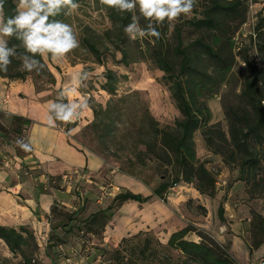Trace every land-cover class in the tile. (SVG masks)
Masks as SVG:
<instances>
[{
	"label": "trees",
	"instance_id": "1",
	"mask_svg": "<svg viewBox=\"0 0 264 264\" xmlns=\"http://www.w3.org/2000/svg\"><path fill=\"white\" fill-rule=\"evenodd\" d=\"M76 2L81 8L87 6L99 12L108 27L98 32L87 23L79 26L69 14H64L67 9L50 18L72 25L78 36L80 47L67 56L83 60L89 58L92 64L103 67L105 83L101 90L110 97H115L116 76L105 68L104 58L108 54L113 60L114 53L119 54L118 63L124 67L143 63L160 72L161 82L173 101L178 117L172 124H160L151 116L147 102L135 101L136 110H132L131 118L127 123L124 121L125 127L117 132L116 120L123 116L121 110L126 109L123 97L117 98L118 101L108 100L104 107H90L93 120L89 127L93 132H103L100 140L105 146L108 143L111 145V156L115 160L126 157V164L130 167L144 169L151 164L159 173L160 182L147 197L124 190L114 196L108 207L90 212L83 219L80 218L84 211L82 207L67 211L54 205L47 219L50 232L59 230L64 231L63 234L74 232L102 237L113 212L119 207L133 202L145 204L152 197L164 202V195L179 183L190 185L199 195L213 199L216 174L197 157V136L210 154L220 157L230 171H237L235 182L245 183L250 196L258 194L264 200V7L256 13L251 33L237 48L234 39L248 15V5L244 0H197L191 14L185 15V18L180 16V24H172L168 20L154 22L161 33L159 40L155 37L132 40L125 34L124 27L131 22L133 14L139 16L142 26L149 22L140 16L138 6L132 13L109 8L101 0ZM4 15L6 19L15 15L14 0H6ZM12 45H17L18 55L25 52L21 42L15 38L9 39V46ZM254 56L262 69L253 62ZM36 59L42 64L39 73L25 71L21 60L13 58L8 71L0 72V79L8 83L33 79L35 90H39L36 82H41L44 85L41 90L52 91L55 79L45 62V59L50 62L52 57L45 54L37 55ZM239 61L248 72L242 77L235 95L237 103L223 106L224 131L220 123H210L211 112L207 101L225 86L227 77L232 75ZM10 119L8 127L0 123V139L13 145L15 157L22 160L30 156L32 150L22 151L15 141L20 137L26 140V131L32 122L14 115H10ZM117 173L128 174L124 169H117ZM258 188L262 190L259 193L256 192ZM217 214L223 219L221 205ZM191 233L198 237V242L186 240ZM249 234L251 255L264 244V213H252ZM0 241L13 256L21 258L22 264H39L30 258L37 245L26 228L0 226ZM102 252L108 254L109 264H238L227 246L190 225L173 232L166 243L150 230L139 231L120 239L110 251L103 248Z\"/></svg>",
	"mask_w": 264,
	"mask_h": 264
},
{
	"label": "rangeland",
	"instance_id": "2",
	"mask_svg": "<svg viewBox=\"0 0 264 264\" xmlns=\"http://www.w3.org/2000/svg\"><path fill=\"white\" fill-rule=\"evenodd\" d=\"M244 1L248 5V15L246 23L235 36L234 40L237 44L235 47L237 48L241 45L242 40L251 33L255 15L264 7V0ZM69 16L79 26L87 23L98 32H102L104 28L108 27L102 15L87 6L71 11ZM186 16L184 15V18ZM180 22L179 17L177 20L172 21V24H180ZM110 55L108 54L104 58V65L107 70L116 76L115 97H110L101 90V86L105 83V69L92 64L89 58H86V60L81 58L75 59V56L70 55L62 59H52L50 62L45 59V62L49 69L53 68L55 72L59 71V74H67L68 72L67 77L70 80L74 74L73 72H75V70L72 71L71 69L73 63L76 64L77 73L87 72L90 74L89 78L84 81V85L79 89L81 93H88L89 107H96L98 105L104 107L108 100L118 101L117 98L123 97L121 99L122 101H126L124 107L126 109L121 110L123 116L118 117L116 120L117 132H120L125 127L128 118H131L130 114L132 110H136L137 103L135 101L147 102L151 116L160 124H172L173 120L178 117V113L174 108L173 101L169 97L166 87L161 82L162 74L143 63H135L124 67L118 63L120 61L119 54L114 53V60ZM253 62L258 65L259 69H262L261 64L256 58ZM247 72L246 66L240 63V61L237 62L232 75L227 77L225 86L221 87L220 92L213 99L207 101V106L211 112L210 123H220L224 131L226 130V122L223 116V106L237 103L235 95L238 93L242 77ZM32 82L33 79L28 80V83L33 85ZM36 84L39 90L44 87L41 82H36ZM135 93L138 94L136 95ZM50 96L54 97L53 94ZM68 99L77 100L79 97L73 96L68 97ZM3 101V91L0 89V106H2ZM26 101V97L21 98L23 107L27 105ZM141 104L143 105V103ZM127 108H129V111ZM2 109L0 107V123L8 127L11 122L10 114L2 111ZM23 111L27 113L28 110L25 107ZM40 116L35 117L38 118L37 124L47 125L44 117ZM124 121L126 122L124 123ZM36 122L33 121L32 125L36 124ZM63 124L62 122V127L66 130V126ZM89 124L81 129L76 140L72 137V133L68 134L64 130L57 134L58 136L46 135V131L45 136L41 134L42 132L38 134L31 132L32 143L41 152L53 150L51 146L55 139H57L56 143H58L54 158L59 160V162L53 161L52 165L40 162V165L35 170L20 167L13 172L15 164L13 159V156H15L14 146L8 145L0 139V193L4 192L6 195L10 193V190L8 191L9 188L7 189V187L2 186L3 182H18L22 186L24 193L32 195L33 201L31 204L33 207H36L35 205L38 203L43 206L44 201H50L51 195L48 193L50 191H58L59 194L67 192L69 194H66V196H72V202L75 204V206L65 208L67 211H74L73 207L76 209L82 207L83 209L86 203L89 204L86 207V212L83 209L84 211L80 215L81 219L88 216L87 213L89 212H95L108 207L114 196L124 190L141 195L142 197L150 196L152 190L160 182L159 173L154 169V166L147 164L148 167L144 169L137 166L130 167L126 164V157L124 156L123 159L115 160L111 156V145L107 142L108 144L105 146V143L100 140L103 132L101 130L93 132L94 130L92 131ZM67 139L69 140L68 147H71L70 143H72L79 150L78 156L71 155L62 150L64 141ZM195 144L197 157L206 163L207 169L216 174V193L213 199L199 195L190 185L179 183L164 195V202L152 197L145 204L133 202L119 207L113 212V216L106 226L102 237H89L74 232L63 234L64 231L60 232L59 230L51 233L50 225H48L47 230L44 227L39 231L29 230L37 245L36 252L31 254L30 258L39 264H69V262L71 264H109L108 254L102 252L103 248L110 251L124 237L131 236L139 231L150 230L161 242L166 243L173 232L184 228L186 225H190L199 232L210 236L219 244L227 246L229 253L236 259L238 264H258L261 259H264V244L256 251H253L251 255L249 254V227L252 213L260 215L264 213V200L258 194L250 196L248 194L249 188L245 183L235 182V179L238 177L237 171H230L223 164L220 157L210 154L198 136L196 137ZM84 152L86 155L92 153L99 156L105 164V171H103V182L105 183H100L96 178L89 177L90 180H96L98 184H101L96 185L98 186L97 188L103 187L99 193L93 194L92 192L89 196L90 199H87V193H85V187L83 186L86 178L81 180L79 179L81 176L78 177L77 174H72V171H67L69 168L72 169V167L84 165L82 154ZM90 165L96 166L94 160ZM117 169H124L128 174L117 173ZM113 170L116 171L115 178L113 177L115 184L123 188L117 185H115L118 187L117 189L107 186L109 181L105 179L107 177V175L105 176V172ZM61 171L65 172V174L56 178L52 177L57 176ZM75 171L77 172V169ZM78 173H80L79 170ZM42 174H47V176ZM68 174H70L71 180L65 181L64 176H68ZM42 176L43 178L40 180ZM4 177L7 178L6 181ZM96 186L92 188L95 189ZM92 188L90 187V189ZM261 191L260 188L256 190L258 193ZM14 195L11 197L14 198ZM79 195L81 197H78ZM95 202H98L97 205ZM55 203L56 201L53 200L51 207L54 205H58L60 209L63 207ZM220 205L223 207V219L217 214ZM57 210L59 211V209ZM49 237H51L50 240ZM186 240L199 241L194 233L189 234ZM52 246L53 248H51ZM0 264H22L21 258L17 255L13 256L1 241Z\"/></svg>",
	"mask_w": 264,
	"mask_h": 264
},
{
	"label": "clouds",
	"instance_id": "3",
	"mask_svg": "<svg viewBox=\"0 0 264 264\" xmlns=\"http://www.w3.org/2000/svg\"><path fill=\"white\" fill-rule=\"evenodd\" d=\"M15 15L5 18L6 0H0V72H7L13 58L21 60V67L27 72L39 73L42 64L37 55L50 54L52 59H62L80 47V41L72 25L61 20L50 19L78 9L76 0H14ZM101 3L120 12L134 13L139 9L140 16L149 21L146 26L140 24L139 16L133 14L131 22L124 27V32L132 40L155 37L161 33L155 23L165 20L174 21L181 15H189L197 0H101ZM155 22V23H154ZM15 38L25 49L18 55L17 45L9 46V39ZM154 43L155 41H150ZM89 73L74 75L63 86L60 97L49 101L47 124L56 127L57 121L65 124L74 123L86 111L90 110L88 98L79 89L89 78ZM78 96L79 99H65ZM75 129H70L69 134ZM16 145L25 152L32 150L31 144L23 137L17 138ZM71 264V262H69Z\"/></svg>",
	"mask_w": 264,
	"mask_h": 264
},
{
	"label": "crops",
	"instance_id": "4",
	"mask_svg": "<svg viewBox=\"0 0 264 264\" xmlns=\"http://www.w3.org/2000/svg\"><path fill=\"white\" fill-rule=\"evenodd\" d=\"M73 67V68H72ZM76 66H71L73 72V76L77 74L78 71H76ZM54 79H55V84L52 86V91H47V90H35L33 85L31 83L26 82H14V83H8L4 79H0V89L3 91V99L4 101L2 102V111L7 112L10 115L14 116H19V117H25L26 119L30 120L31 122H36L38 118L35 117H44V119L47 121V115H48V103L49 101L55 100L57 97L60 96L61 91L63 90V86L66 82L70 81V78L68 79V72L67 74H59L58 72H55V69L50 68ZM72 76V77H73ZM65 78H67L65 80ZM31 84V85H30ZM59 93H58V92ZM53 92V93H52ZM55 92V93H54ZM51 94H54L53 96H50ZM57 95V96H56ZM49 96V97H48ZM26 97L27 99V105L25 107L27 108V113L24 111L22 112L23 105L21 102V98L23 99ZM67 102L68 98L65 99ZM31 103V104H30ZM30 110V111H29ZM34 115V116H33ZM82 120L76 124V125H71L67 126L64 130L62 127V122L57 121V126L56 127H50L48 124L43 125V124H31L30 127L26 131V140L31 144L32 148V153L30 156L20 160L13 156L14 159V171L18 168L26 167L28 170H35L38 168L40 165V162L47 163L49 165H52L53 161L59 162L56 158H54V153L55 150H57V139L53 141V145L51 146V149L53 150L47 151V152H41L38 148L35 147L32 143V138H31V132H34V134L41 133L43 136H45V131L46 135H55L58 136L57 134L61 133L63 130L66 131V133L69 134L70 129H75L72 131V137L76 140L78 138V134L80 133L81 129L84 128L87 124H89L92 121V113L91 111H86L83 116ZM69 140L67 139L64 141V145L62 147V150L70 153L71 155H77L79 154V150L75 148L74 144H71V147H68V142ZM70 148V149H69ZM72 149V150H71ZM54 151V152H53ZM83 154V163L84 165L81 167H72V169H68L67 171H77L79 172L86 178L84 180L83 186L85 187V193H87V199H90V195L99 193L101 188H97L98 186L96 185H101L98 184V181L100 183H105L104 181V172L105 171V164L103 160L95 155V154H89L86 155V153ZM96 166H91L90 163L93 160ZM17 160V162H16ZM91 161V162H90ZM114 171V170H113ZM107 171L105 172V178L108 182L107 186L112 188H118L115 185V172L116 171ZM103 172V173H102ZM65 172H60L57 176H52V177H60L64 175ZM47 176V174H42ZM49 177V176H48ZM89 177L96 178V180H90ZM114 177V178H113ZM5 178V177H4ZM43 176L41 177L40 180H42ZM89 179V180H87ZM7 178H5V181ZM3 187H7L8 191L10 190V193L7 195L4 192L0 193V226L3 227H9V228H15L18 229L20 227H24L28 230L32 231H39L41 228H45L47 230L48 228V222L47 219L49 217V211L52 205L53 200L56 201V203L60 204L64 208H70L73 204L72 202V196H66V194H69L67 192H64V194H59L58 191H50L48 192L51 195L50 201H44V205L38 203L35 205L36 207L32 206V195L24 193L22 186L18 182L10 181V182H3L2 184ZM96 186L95 189L92 187ZM119 186V185H117ZM90 187L92 189H90ZM120 187V186H119ZM123 188V187H120ZM10 194V195H9ZM15 194V195H14ZM27 194V195H25ZM15 196L14 198L11 196ZM65 196V197H64ZM84 196V195H83ZM93 197V196H92ZM22 199V200H21ZM43 203V202H42ZM96 205L98 202H95ZM46 204V206H45ZM89 204L86 203L85 208H83L86 212V207ZM75 206V205H74ZM39 207V209H38ZM36 208H37V213H36ZM73 210L76 209L75 207L72 208ZM89 210V209H87ZM90 213V212H89ZM87 213V214H89Z\"/></svg>",
	"mask_w": 264,
	"mask_h": 264
},
{
	"label": "built area",
	"instance_id": "5",
	"mask_svg": "<svg viewBox=\"0 0 264 264\" xmlns=\"http://www.w3.org/2000/svg\"><path fill=\"white\" fill-rule=\"evenodd\" d=\"M86 96H87V98L89 97V95L88 94H85ZM262 104L264 105V98H263V102H262ZM80 119H81V117H80ZM80 119H78L77 121H75L74 123H68V124H63L64 126H71V125H76L79 121H80ZM72 174H74V175H76L77 174V176L79 177V176H81V177H79V179H81V180H84V176L81 174V173H78V171L76 172V171H72ZM64 180L65 181H70L71 180V177H70V174H68V176L66 175V176H64ZM101 189H103V187H100ZM112 188V187H111ZM114 189V188H113ZM78 197H81V195H79ZM258 264H264V259H262V260H260L259 261V263Z\"/></svg>",
	"mask_w": 264,
	"mask_h": 264
}]
</instances>
